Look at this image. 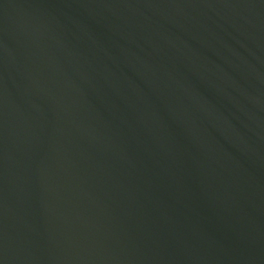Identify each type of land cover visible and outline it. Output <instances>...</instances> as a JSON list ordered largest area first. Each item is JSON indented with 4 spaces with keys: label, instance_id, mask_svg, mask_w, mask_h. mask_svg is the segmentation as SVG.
I'll list each match as a JSON object with an SVG mask.
<instances>
[{
    "label": "water",
    "instance_id": "95a60500",
    "mask_svg": "<svg viewBox=\"0 0 264 264\" xmlns=\"http://www.w3.org/2000/svg\"><path fill=\"white\" fill-rule=\"evenodd\" d=\"M0 264H264V0H0Z\"/></svg>",
    "mask_w": 264,
    "mask_h": 264
}]
</instances>
